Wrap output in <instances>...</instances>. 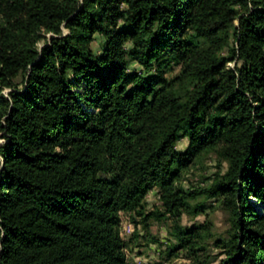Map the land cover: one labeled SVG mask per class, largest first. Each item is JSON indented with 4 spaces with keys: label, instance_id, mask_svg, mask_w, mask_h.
Wrapping results in <instances>:
<instances>
[{
    "label": "trees",
    "instance_id": "trees-1",
    "mask_svg": "<svg viewBox=\"0 0 264 264\" xmlns=\"http://www.w3.org/2000/svg\"><path fill=\"white\" fill-rule=\"evenodd\" d=\"M0 141V264H128L122 213L169 215L171 252L212 264L179 223L212 199L218 264H264V0H0ZM209 152L226 173L182 188Z\"/></svg>",
    "mask_w": 264,
    "mask_h": 264
},
{
    "label": "rangeland",
    "instance_id": "rangeland-1",
    "mask_svg": "<svg viewBox=\"0 0 264 264\" xmlns=\"http://www.w3.org/2000/svg\"><path fill=\"white\" fill-rule=\"evenodd\" d=\"M103 39L96 36L93 43V49L96 54H101V44ZM44 45V41L40 46ZM233 67L234 64L230 63ZM131 69H139L136 64H131ZM179 67H175L169 72L168 77H172L179 72ZM2 142L0 141V146ZM188 146V137L184 136L178 143L177 149L181 152L185 151ZM228 162L222 159L218 153L209 152L201 155L191 165L185 173L180 183L184 189L205 190L217 175H224L228 169ZM160 193L158 189L151 191L145 202L146 214L159 210L164 212L160 203ZM205 194H200L192 205L203 202ZM204 212L199 215L185 213L182 215L180 224L184 228L193 226H203L209 229V234L205 238V249L200 254L202 260L209 263L218 264L223 259L222 249L219 248L220 243H226L230 239L233 231L231 213L222 204L220 199L206 200ZM175 223L169 215L157 219L149 218L143 221L142 217L133 214L122 213L120 232L123 240L127 244L125 253L128 264H194L193 258L184 250H176L171 252L177 244L174 232ZM133 230L131 232L130 230Z\"/></svg>",
    "mask_w": 264,
    "mask_h": 264
},
{
    "label": "built area",
    "instance_id": "built-area-1",
    "mask_svg": "<svg viewBox=\"0 0 264 264\" xmlns=\"http://www.w3.org/2000/svg\"><path fill=\"white\" fill-rule=\"evenodd\" d=\"M130 231H131V232H133V230H132V229H131Z\"/></svg>",
    "mask_w": 264,
    "mask_h": 264
}]
</instances>
